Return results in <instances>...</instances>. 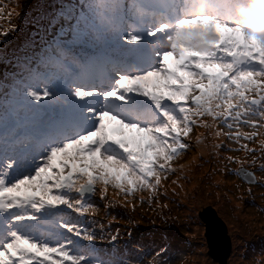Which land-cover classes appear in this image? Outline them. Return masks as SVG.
Returning a JSON list of instances; mask_svg holds the SVG:
<instances>
[{
	"label": "snow or ice",
	"instance_id": "1",
	"mask_svg": "<svg viewBox=\"0 0 264 264\" xmlns=\"http://www.w3.org/2000/svg\"><path fill=\"white\" fill-rule=\"evenodd\" d=\"M16 7L0 0V264H170L163 245L101 259L93 197L164 195L194 128L243 152L205 178L264 188V0H52L9 51Z\"/></svg>",
	"mask_w": 264,
	"mask_h": 264
},
{
	"label": "rangeland",
	"instance_id": "2",
	"mask_svg": "<svg viewBox=\"0 0 264 264\" xmlns=\"http://www.w3.org/2000/svg\"><path fill=\"white\" fill-rule=\"evenodd\" d=\"M20 0L18 3L15 4L16 0H12L13 5H19V7H16V13L18 16L13 17L14 23L18 24L20 26V33L19 38L14 40L11 47H9V51H11L12 48L18 46L23 42L24 34L26 33L23 28H28L27 24V19L26 17H30L32 15L37 14V11H34V8L38 7V5H44L46 8L48 5L52 3V0ZM4 3H8V0H3ZM43 2V3H42ZM34 12V13H33ZM10 27V25L7 23L6 20H0V30H3L4 28ZM18 42V44H16ZM2 47V45H0ZM10 67L5 65L4 63H0V73L2 76H4L6 73L11 72L9 70ZM195 130V128L193 129ZM211 130V129H209ZM244 131H247L248 129H243ZM214 131V130H211ZM199 134V133H197ZM196 137V135L194 136ZM208 138V134L203 132L202 139L206 140ZM245 141H242L244 143ZM192 144V150L184 152L181 156H179L176 160L170 162L172 164V167L185 164V169L182 171L183 174L186 176H192V177H197L198 178V183L188 189H185V197L188 198L191 196L192 198H195L198 196V193L201 194L204 197V201L201 202L197 208H196V216L197 219L200 223L199 225V230H198V235L199 237L196 238L195 233L191 232V228L188 226L183 225V222L180 221H173L170 220L168 222L160 221L159 219L156 221L155 220V215L158 211L163 209L166 213H169V215H173L175 212H178L179 215L182 214L180 206H174L173 202H170L169 199L166 201L163 200L164 196H170V194L166 191V186H167V180L168 179H176V175L178 174L179 170H176L174 174H169L168 178L165 180H162L163 188L158 189V192L164 193V195H160L158 199L153 198L150 200L151 205L147 207L146 209L137 212L135 216H130L126 215V219L131 220V224L135 225L139 221H146L147 224L151 225L153 228L154 227H162L163 229L171 228V229H178L179 232L182 235H187L185 236L188 239V236L191 237V240L189 241H194L197 243H201V245L198 247V252L200 254H206L207 262L209 264H212L214 262V258L212 257L211 254H213V247L211 243H209L208 238L205 237V222L201 219L200 213L205 212V210L208 208L206 206H213L215 204V199L212 196H217L219 193L223 194L224 196L220 199L223 202V205L220 207V211L222 214V218L225 220V228H229L230 235L232 238H235V235L239 236L240 243L244 245L243 250L240 251L239 253L242 254V256L239 258L237 256H229L227 257L228 261L230 264H249V261L245 260L244 257H252L250 254V247H251V242L254 243L255 239H261L264 237V188H261L259 186V183H253V184H248L244 181H242L240 178H238L235 175L231 174H217L218 177H221V184H225V186H220L217 187L219 182L217 180H211L210 182L205 183L204 180H206L205 175L207 171V167L203 166L204 160H201L202 163L199 164L197 160V156L200 148L195 141V139H192L191 141ZM219 144V143H218ZM194 145H197V148L194 147ZM230 147H237L236 145H229ZM252 143H249V147H254ZM229 152L228 151H219V155L222 157L228 156ZM240 155L243 156V152H240ZM195 158V159H194ZM213 161H215L216 154L213 156ZM202 165V166H201ZM214 164H210V169ZM231 168H235L236 165L232 164L230 165ZM194 169V171H192ZM187 176V177H188ZM255 176L257 180H259L261 173L259 171H255ZM236 179L238 181H236ZM228 184V185H226ZM180 185L179 182L176 183V186H172L170 190H175V188ZM200 188H202L201 191H197ZM249 189L251 190V195L249 194ZM176 191V190H175ZM197 191L198 193H196ZM148 196H150L149 192L146 191ZM176 200H180V197H178V193L175 195ZM170 198V197H169ZM112 201V200H111ZM162 201V202H161ZM172 204H168V203ZM221 202V203H222ZM165 205H167L165 207ZM235 205L237 211L240 212L241 216L237 215L238 221L236 225L234 226V217L233 215L236 214L235 211L232 210L231 206ZM172 206V210H168V207ZM242 208V212L240 209ZM230 216V219L228 218ZM159 223H162L163 225L160 226ZM131 225V226H132ZM132 227H130L131 229ZM155 229V228H154ZM160 229V230H163ZM239 229V230H235ZM128 229H124L123 233L128 232ZM168 230V229H167ZM228 231V233H229ZM240 231V232H239ZM249 235V239L247 236ZM230 236V238H231ZM257 236V237H256ZM231 238V240H232ZM243 239V241H242ZM186 240V244L190 242ZM264 242V241H263ZM262 242V244H263ZM186 247V246H185ZM191 250L189 251H183V252H178L175 257L177 259H174V264H182V260L186 259V261L189 259L190 261H187L185 264H206V261L204 263H200L198 258L196 257V254L192 253V245L189 247ZM232 251V250H231ZM257 257V256H256ZM235 259V262L233 263L232 260ZM171 264V263H170Z\"/></svg>",
	"mask_w": 264,
	"mask_h": 264
},
{
	"label": "bare ground",
	"instance_id": "3",
	"mask_svg": "<svg viewBox=\"0 0 264 264\" xmlns=\"http://www.w3.org/2000/svg\"><path fill=\"white\" fill-rule=\"evenodd\" d=\"M20 0H16L15 4L18 3ZM46 10V7L44 5H38V7L34 8V11H37L38 12H42ZM34 13V12H33ZM36 15V14H35ZM28 30V29H27ZM218 138L215 137V135H213L211 137V140L214 141V140H217ZM201 151V149H200ZM213 152H216V149L214 148V143H210V144H207V142H202V151H201V154L207 158H209V155L213 154ZM197 158V157H196ZM208 160V159H207ZM181 165H184L185 164H181ZM174 169L176 170H179L178 174L176 175V179H177V182L180 183V185H178L176 188H175V194H173V191L170 190V188L172 186H176V184H173L172 181L175 180V179H168L166 182H167V186H166V191L170 194V196H164L163 197V200L167 202V200L169 199L170 202H173V205L175 206H180L181 208V211H182V214L179 215L178 212H175L173 215H169V213H166L163 209H161L160 211H158L155 215V220L157 221L158 219L160 221H164V222H168L170 220H173V221H180V222H183L185 226H188L191 228V232L192 233H195V235L198 233V230H199V221L197 219V216H196V208L197 206L204 201V197L199 194L197 191H201L202 188H200L198 190L197 188V191H195L196 193H198V196L195 197V198H192L191 196H189L188 198L185 197V189L188 188H192L194 187L197 183H198V178L197 177H190V176H186L185 174L182 173V171H184L185 167L183 169L180 168V166L178 167H174ZM194 171V169L192 170ZM210 178H216L214 175L207 178L205 181V183H207L208 179ZM218 179V178H216ZM221 180V179H220ZM178 193V197H180V200H176V197L175 195ZM224 195L219 193L217 196H212L214 199H215V202L216 200H218V204H220L221 206L223 205V202L220 200ZM170 197V198H169ZM162 202V201H161ZM168 203V204H172V203ZM222 202V203H221ZM232 210L236 212V214L233 215L234 217V223L233 225L235 226L237 221H238V218H237V215L241 216L240 212L237 211L236 209V206L233 205L231 206ZM168 210L170 211V206L168 207ZM240 211L242 212V208L240 209ZM230 219V216L228 217ZM160 226H162L163 224L162 223H159ZM160 228V227H159ZM160 229H163V228H160ZM236 231L239 230V229H235ZM175 233L177 235H180L181 236V233L179 232L178 229H175L174 230ZM184 238H186L185 236L187 235H182ZM199 235L197 234L196 235V238H198ZM188 240H191V237L188 236ZM264 237L261 238V239H257L256 240V243H252L251 244V252L252 253H255L256 255H260L261 252H264ZM190 242V245H192V253L193 254H196V257L194 258H198L197 261H199L200 263H204L206 261V264H209L207 262V260L209 259V257L207 258V255L206 254H200L198 252V247L201 245V243H197V242H194V241H189ZM263 242V244H262ZM233 256H238V254H240L239 252L241 251V245L238 246V241L237 240H234V247H233ZM259 259V258H257ZM187 261H190L189 259ZM186 259L182 260V264H185L186 262ZM232 262L234 263L235 262V259L232 260Z\"/></svg>",
	"mask_w": 264,
	"mask_h": 264
},
{
	"label": "water",
	"instance_id": "4",
	"mask_svg": "<svg viewBox=\"0 0 264 264\" xmlns=\"http://www.w3.org/2000/svg\"><path fill=\"white\" fill-rule=\"evenodd\" d=\"M206 222V236L213 247L214 262L212 264H230L226 255L228 253V242L224 236V221L216 200L212 208H207L201 213Z\"/></svg>",
	"mask_w": 264,
	"mask_h": 264
},
{
	"label": "clouds",
	"instance_id": "5",
	"mask_svg": "<svg viewBox=\"0 0 264 264\" xmlns=\"http://www.w3.org/2000/svg\"><path fill=\"white\" fill-rule=\"evenodd\" d=\"M202 132V131H201ZM197 133H200V130H196V131H194V132H192V133H190V136H191V141H192V139H195V141H196V137H194L195 135L197 136L198 134ZM207 144H210V143H207ZM200 145L202 146V141L200 140ZM199 146V145H198ZM194 147L195 148H197L198 149V147H197V145H194ZM217 152H219V150L218 149H216V152H213V154H212V157L214 156V154H216ZM201 153V152H200ZM229 154H231V155H240V153H234V152H229ZM228 154V155H229ZM204 157V159H209V158H207V157H205V156H203ZM203 159V160H204ZM205 165H208L207 163H204ZM178 166H180V165H177V166H174V167H178ZM173 167V168H174ZM220 179H222L221 177H218V179H217V181L220 183ZM237 180V179H236ZM208 181V180H207ZM238 181V180H237ZM209 182V181H208ZM219 185V184H218ZM206 207H208V208H212L213 206H206ZM200 217H201V213H200ZM201 219L205 222V220L201 217ZM223 221H225L224 219H223ZM228 231H229V228H228ZM228 231H227V228H225V222H224V236H225V239L227 240V242H228V247H229V249H228V253H227V255H226V258L228 257L229 258V256H230V254H231V256H233V253H234V251H233V247H234V240H237L238 241V246L239 245H241V251L243 250V247H244V245L242 244V243H240V239H239V236L238 235H235V238L233 239L232 238V236L230 235V231H229V233H228ZM240 232V231H239ZM230 236H231V238H232V240H231V238H230ZM205 237H207L206 236V222H205ZM257 237V236H256ZM247 238L249 239V235L247 236ZM258 238H256L255 239V242H254V244L256 243V240H257ZM208 241H209V239H208ZM242 241H243V239H242ZM251 244H252V242H251ZM232 250V251H231ZM250 250H251V247H250ZM250 254L252 255V256H257V257H259V255H256L255 253H252L251 251H250ZM238 256H239V258L242 256V254H238ZM213 257V256H212ZM256 257V258H257Z\"/></svg>",
	"mask_w": 264,
	"mask_h": 264
},
{
	"label": "trees",
	"instance_id": "6",
	"mask_svg": "<svg viewBox=\"0 0 264 264\" xmlns=\"http://www.w3.org/2000/svg\"><path fill=\"white\" fill-rule=\"evenodd\" d=\"M35 1H37V0H35ZM44 1H45V0H44ZM44 1H43V2H44ZM43 2H42V3H43ZM39 5H40V4H39ZM27 29H28V28H23V30H25V31H27ZM16 44H18V42H17ZM12 45H14L13 42L10 44L9 47H11ZM199 148H200L201 151H202V146H201V145H199ZM199 148H198V149H199ZM201 151L199 150V152H197V153H198L197 160H198L199 164L202 163V161H200V159H199V154H201V153H200ZM229 155H231V154H229ZM229 155H228V156H229ZM240 156H241V155H240ZM203 166H206V167H207V171H206V173L212 170V169H210V167H209L210 164H208V165L203 164ZM214 176H215L216 178H218L217 174L214 175ZM216 178H210V179H208V181L210 182L211 180H217ZM206 179H207V178H206ZM236 181H237V180H236ZM223 185L225 186V184H221V183H219V185H218L217 187H220V186H223ZM226 185H228V184H226ZM172 208H173V207L170 206V210H172Z\"/></svg>",
	"mask_w": 264,
	"mask_h": 264
}]
</instances>
